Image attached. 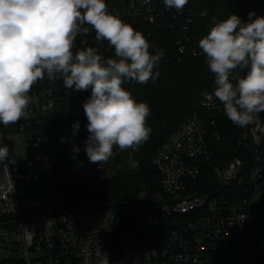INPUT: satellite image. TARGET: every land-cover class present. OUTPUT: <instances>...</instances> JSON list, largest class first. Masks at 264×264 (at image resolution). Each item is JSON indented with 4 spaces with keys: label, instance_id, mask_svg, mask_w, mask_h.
Listing matches in <instances>:
<instances>
[{
    "label": "built area",
    "instance_id": "built-area-1",
    "mask_svg": "<svg viewBox=\"0 0 264 264\" xmlns=\"http://www.w3.org/2000/svg\"><path fill=\"white\" fill-rule=\"evenodd\" d=\"M105 2L109 12L144 34L150 53L163 50L156 67L205 56L193 32L195 0L180 12L167 8L164 0ZM235 5L244 22L249 12L264 16V0H236ZM85 27L89 31L76 36L73 53L94 47L103 58H115L109 42L97 41L94 29ZM246 72L238 68L233 75ZM215 89L202 93L200 110L188 115L154 153L161 190L139 192V211L123 234H116L111 206L64 209L50 164L46 169L32 161L19 164L9 151L0 162V264H102L105 254L111 264L116 240L123 244L117 264H264V212L258 213L261 229L253 214V198L264 192V112L237 126L224 114ZM87 92L67 89L62 79L38 81L29 93L34 98L29 116L7 127L0 124V146L5 134L24 132L38 147L41 127L53 116L56 102ZM227 132L237 154L213 162L211 142Z\"/></svg>",
    "mask_w": 264,
    "mask_h": 264
},
{
    "label": "clouds",
    "instance_id": "clouds-1",
    "mask_svg": "<svg viewBox=\"0 0 264 264\" xmlns=\"http://www.w3.org/2000/svg\"><path fill=\"white\" fill-rule=\"evenodd\" d=\"M187 3L164 0L177 12ZM85 25L94 29L97 41L109 42L115 58H103L94 47L73 53L76 36L89 31ZM150 47L141 31L108 11L105 0H0V124L7 127L29 116L34 100L29 93L38 81L62 79L67 89L90 90L82 106L89 133L85 153L91 163L107 164L114 149L138 151L151 135V109L122 85L159 77L154 67L164 53L152 54ZM198 47L214 74V96L226 117L237 126L250 124L264 112V16L249 12L244 22L232 13L214 22ZM238 68L247 69L246 75L234 76ZM72 129L75 136L78 121ZM73 151L79 148L74 145ZM8 155V146H0V162ZM128 164L133 170L139 167L131 157ZM102 264H110L106 254Z\"/></svg>",
    "mask_w": 264,
    "mask_h": 264
},
{
    "label": "trees",
    "instance_id": "trees-1",
    "mask_svg": "<svg viewBox=\"0 0 264 264\" xmlns=\"http://www.w3.org/2000/svg\"><path fill=\"white\" fill-rule=\"evenodd\" d=\"M235 1L195 0V36L203 38L214 22L223 20L232 13L241 18ZM202 12L206 15H201ZM156 71L159 72V77L155 80L150 78L143 84L126 81L122 85L132 93L137 102L142 101L149 105L151 112L147 125L152 131L149 139L139 146L138 151L114 149L115 155L106 164L113 171L108 177L92 179L85 175H73L67 169L68 154L74 145L78 148L85 146L89 135L88 121L82 105L90 92L62 96L56 102L53 116L41 127V145L54 158L50 177L56 185L62 207L69 209L88 203L109 205L116 213V234L125 233L131 218L139 211L136 200L140 191L155 193L161 190L160 174L152 163L156 150L188 115L200 110L202 93L217 87L205 56L184 57L181 65L163 62L154 68V72ZM77 121L80 129L73 136L72 125ZM210 148L215 155L213 162L216 163L224 162L237 154L228 132L223 134L221 140L212 141ZM129 157L139 162L138 169L133 170L129 166ZM122 201L128 203L122 204ZM120 244L121 241L116 240L113 245L112 264H117L121 257Z\"/></svg>",
    "mask_w": 264,
    "mask_h": 264
},
{
    "label": "rangeland",
    "instance_id": "rangeland-1",
    "mask_svg": "<svg viewBox=\"0 0 264 264\" xmlns=\"http://www.w3.org/2000/svg\"><path fill=\"white\" fill-rule=\"evenodd\" d=\"M30 136V133L24 132L5 134L4 144L7 145L9 151H11L14 161L19 164H25L28 161H32L36 166L42 169H46L47 165L50 164V169H53V156L47 153L41 144L38 147L34 146L33 142L29 139ZM39 136L43 139V132H40ZM45 157L49 158L48 162L44 160ZM67 169L73 175H85L92 179L108 177L113 174V171L108 165L105 164L99 166L96 163H91L85 153V146L79 147L78 153L72 150L68 154ZM0 180H2L1 172ZM253 205L256 227L261 229L258 213L264 212V192L255 195L253 198ZM262 241H264V238H262ZM119 248L123 249L122 243L119 245Z\"/></svg>",
    "mask_w": 264,
    "mask_h": 264
}]
</instances>
